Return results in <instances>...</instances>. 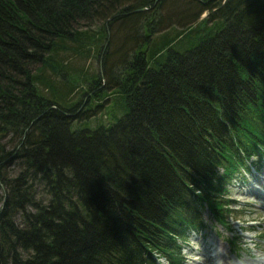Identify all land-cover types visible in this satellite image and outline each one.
I'll use <instances>...</instances> for the list:
<instances>
[{
  "label": "trees",
  "instance_id": "16d2710c",
  "mask_svg": "<svg viewBox=\"0 0 264 264\" xmlns=\"http://www.w3.org/2000/svg\"><path fill=\"white\" fill-rule=\"evenodd\" d=\"M253 160L264 0H0V264H184Z\"/></svg>",
  "mask_w": 264,
  "mask_h": 264
},
{
  "label": "rangeland",
  "instance_id": "374dc122",
  "mask_svg": "<svg viewBox=\"0 0 264 264\" xmlns=\"http://www.w3.org/2000/svg\"><path fill=\"white\" fill-rule=\"evenodd\" d=\"M98 27L91 28V31L99 32ZM185 47L183 42H179L175 48L178 51H183ZM64 59H66L69 68L72 70L77 71L81 68V71L83 69L86 72L96 74L102 71L100 60L95 56V53H91V56L86 58L66 53ZM79 78V75L72 74V80L70 81L72 83H78ZM54 81L58 85L62 84L60 78ZM81 99H85L84 94L81 95L80 93L74 97L76 101H81ZM106 104L108 105L104 107L98 116L83 122L74 123L73 129H95L99 125L110 126L113 124L114 121L109 116L110 112L108 108L111 102L107 100ZM114 110L117 116L120 117L123 115L117 107ZM255 161L253 160V166L256 170L246 164L243 170H240L239 174L230 180L228 187L223 193L222 200L228 204V226H222L213 221L206 209L202 211L203 229L200 231H190L186 240L180 243L184 264H206V256L201 254V251L204 243L210 241L220 245L227 251V257H225L228 258V262L231 261L230 263L232 264H248L247 259L243 257L244 250L242 247L246 239L244 236L245 231L251 236L257 237L260 242V247L264 248V198L261 195L257 197L251 193H247V189L251 186L254 189L258 187V192L264 195V188L259 186L256 179L264 177V161ZM219 172L221 173V170ZM256 221H259V223ZM162 257L159 258V264H167L166 260ZM222 258H224L223 253ZM243 260H245V263Z\"/></svg>",
  "mask_w": 264,
  "mask_h": 264
},
{
  "label": "bare ground",
  "instance_id": "6f19581e",
  "mask_svg": "<svg viewBox=\"0 0 264 264\" xmlns=\"http://www.w3.org/2000/svg\"><path fill=\"white\" fill-rule=\"evenodd\" d=\"M259 178H256L257 183L259 184L260 187L264 188V177H261L260 179ZM258 190H259L258 187H257V189H254L253 187L250 186L247 189V193H251L257 197L261 195L264 198V195L259 193ZM222 253L224 255V258H222ZM201 254L206 256V261H205L206 264H232V263H230L231 261L228 262V258H226L227 257L226 256L227 251L224 250L220 245L214 243L213 241L204 243ZM243 261L245 263V260H243ZM233 264H235V263H233Z\"/></svg>",
  "mask_w": 264,
  "mask_h": 264
},
{
  "label": "clouds",
  "instance_id": "9594fccd",
  "mask_svg": "<svg viewBox=\"0 0 264 264\" xmlns=\"http://www.w3.org/2000/svg\"><path fill=\"white\" fill-rule=\"evenodd\" d=\"M259 223V221H256ZM245 241L243 244V257L247 259L248 264H264V248L260 247L259 239L251 236L247 231L244 233Z\"/></svg>",
  "mask_w": 264,
  "mask_h": 264
}]
</instances>
